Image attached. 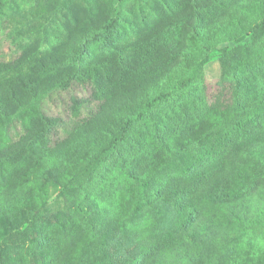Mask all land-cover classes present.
Segmentation results:
<instances>
[{"label": "rangeland", "instance_id": "obj_1", "mask_svg": "<svg viewBox=\"0 0 264 264\" xmlns=\"http://www.w3.org/2000/svg\"><path fill=\"white\" fill-rule=\"evenodd\" d=\"M114 1L2 0L0 62L12 63L19 55L27 54L31 58L30 67L42 69L43 64L61 59L59 67L51 71L52 83L59 87L68 75L75 74L71 85L56 89L41 105L47 115L63 120L44 137L48 150L59 154L60 159L45 166L41 159L38 172H34L38 176L34 179L37 200L33 207L38 208L45 201L48 204L37 218L35 229L28 225L37 220L33 223L27 219L20 228L3 232L4 257L36 248L38 243H33L31 237L35 231L46 233L53 241L61 218L68 234L76 240H86L96 250L94 261H101L112 258L114 246L142 239L146 234L159 240L161 245L165 239L168 243L173 241L171 235L182 228L179 223L183 222L182 216H191L193 211L194 223L199 228L206 221L209 222L205 225L213 223L211 235L201 241L199 256L196 255L199 250H188L192 258L185 254V248L180 249L179 240L176 241L175 248L180 254L172 260L181 264H264V160L261 159L264 158V122L254 124L244 116L246 110H254L249 104L257 101L254 93L264 88V66L256 69L257 59L264 53V32L252 37L249 31L235 41L216 45L198 77L137 127L140 136L131 147L123 148L93 174L69 180L70 167L66 160L73 156L70 143L74 128H94L92 150L97 145L108 144L107 130H111L117 111L134 97L143 95L146 90L143 86L148 85L147 89L157 86L166 74L165 70L153 77L141 78L140 74L134 79L131 75L134 67L124 65L128 81L121 85L119 65L127 61L136 65L140 61L139 51L129 46L140 35L161 30L176 15L182 20L189 17L190 22L194 21L190 0H124L119 24L106 39L88 43V53L79 61L74 55L79 52L83 38L113 15ZM243 1L225 0L217 15L205 23L210 38L227 31L229 24L225 16L234 19L237 4ZM206 2L200 3L208 6ZM92 7L97 8L98 21L91 24L88 17ZM166 8L175 16L168 18ZM258 13L264 14V7ZM157 15L160 17L155 21L153 17ZM182 22V27L171 34L174 44L179 45L177 50L193 44L187 37V23ZM167 59L165 55L153 62L147 56L143 63L148 67L154 63L162 66ZM177 60L184 73L195 65L194 61L185 62L180 56ZM102 63L106 68H102ZM28 68L25 65L22 71L29 72ZM120 90L127 91L118 94ZM237 100L244 103L242 108L236 105ZM34 118L30 119L31 128L41 122ZM221 123L225 125L219 127ZM10 127L11 124L8 129H0V144L5 148L20 137L15 127V131ZM9 129L11 132L7 134ZM198 138L203 141L193 150L179 147ZM165 159L167 167L162 169ZM85 160L82 157L77 162L80 169ZM9 168L14 181L11 185L22 196L23 181L28 177L22 181L20 177L25 170H16L15 165ZM127 168L137 177L152 179V184L141 185L128 174ZM223 171L229 181L217 188L210 185L214 176ZM208 187L213 189L210 196L204 194ZM9 199L15 201L11 196ZM16 209V214H20L19 207ZM1 228L0 223V232ZM28 258L32 259L33 255ZM0 264H3L1 258Z\"/></svg>", "mask_w": 264, "mask_h": 264}, {"label": "trees", "instance_id": "obj_2", "mask_svg": "<svg viewBox=\"0 0 264 264\" xmlns=\"http://www.w3.org/2000/svg\"><path fill=\"white\" fill-rule=\"evenodd\" d=\"M207 1L208 6H203L200 2ZM124 0H115L112 5V16L103 21L99 26H95L94 31H91L85 35L83 42L77 49L79 52L74 55L79 61L84 59L82 56L87 54V44L94 41H102L106 39L109 32L119 24L122 19V4ZM191 6L193 7V22H190L189 17L183 18L171 14V10L167 11L169 17L175 16L170 19V22L166 21L161 30H153L146 34L147 36L140 35L135 44L129 47L137 49L139 51L140 61L136 65H132L131 61L121 63L118 69H121L122 77L119 79L121 85L127 80V76L124 73L127 72L124 65L131 69V75L134 79L141 74V78L144 76L153 77L154 74L164 73L162 81L155 87L143 86L146 90L144 94L139 97H134L128 105L117 111L118 114L114 115V123L111 124L110 129L107 130L109 135L108 144L97 145L93 150L91 147V140L94 139L96 133L93 132L92 127L87 129L77 126L72 132V141L70 143V150L73 152V156H68L67 164L70 167V178L69 180H78L85 174H93L104 162L112 160L116 155L121 153L125 147H131L135 142L136 138L140 135L137 134V127L143 123L156 108L165 104L169 99L176 97L179 92H182L187 86H189L197 77L199 72L204 68V64L209 59V54L215 48L216 45L223 41H235L241 36L251 31L252 37H258L264 32V14L258 13L260 8L264 7V0H244L243 4L239 3L236 7V13L233 19L225 16L224 19L229 27L227 31L221 32L218 36L209 37L208 30L205 29V23L213 19L217 14V10H220L222 5H225V0H190ZM64 5V4H63ZM255 6L257 10L255 9ZM175 7V5H174ZM2 0H0V11H2ZM93 9V7H92ZM97 8L93 9L88 17L90 23L98 21L96 16ZM0 15L1 12H0ZM187 14H182L186 16ZM160 16H154L155 21ZM167 18V19H168ZM185 21L189 28L187 37L193 44H190L185 49L177 50L179 45L174 44V36L171 34L174 31H178ZM220 37V38H218ZM177 39L180 38L177 36ZM24 48V47H21ZM80 49V50H79ZM19 55V58L11 62L2 61L0 62V129H5L11 124V130L15 131L16 134L20 135L10 147L5 148L0 144V223L2 224L0 232V258L3 264H181L180 261L172 260L173 256L180 254V251L175 248L176 241L179 240L180 249L185 248V254L192 258L191 253L188 250H192L197 256L202 251L200 243L205 238L209 237L211 224L204 225L199 228L194 223L193 211L191 216L183 215V222L181 223L182 228L177 229L171 237L173 241L167 242L165 239L163 245L160 241H156L151 235L136 238L135 241L128 240L126 244L121 246H114L116 248L112 251V258L107 257L105 260L94 261L93 255L96 250L94 247H90V244L86 240L81 238L76 240L74 236L69 235L67 226L63 223L62 219L58 221L56 235L54 240L51 241L50 237L46 233L35 231L32 234L33 243H38L36 248L23 252L19 250L17 253L8 254L4 257L3 241L1 240L4 234L12 228H20L21 224L27 219L30 222H35L37 218L42 215V209L48 204L47 201L41 203L38 208L33 207L35 200H37L34 192L35 175L34 172H38V161L44 160L45 166L47 162L55 163L60 159L59 154L48 150L46 140L44 137L57 129L63 122L57 116L46 114L44 109H41V105L44 101L49 98L50 94L58 88H66L71 85L74 75H68L63 82L61 87L54 85L51 77V71H55L57 66L63 62L61 59L55 60L52 64H43L42 69H37L34 66L30 67L31 59L27 54ZM165 55L168 59L163 61L162 66L154 65L151 67L146 66L143 62L147 56L152 57V61L161 60ZM73 56V55H72ZM191 60L195 62V65L187 73L183 72V67L178 65L180 60ZM39 58V57H38ZM263 60L261 61L260 60ZM74 59V58H73ZM177 60V61H176ZM179 62V63H177ZM182 62V61H181ZM186 62V61H185ZM256 69L260 70L264 66V53L263 57L257 59ZM25 65L31 69L29 72H23ZM102 68H106L105 64L102 63ZM130 74V73H129ZM121 76V75H120ZM127 90H120L118 94H121ZM257 101L250 102L249 104L254 110H246L244 112L245 119L251 121L254 124L264 122V88L254 93ZM236 105L242 108L244 104L241 100H237ZM109 104L107 105V107ZM244 107V106H243ZM106 108V107H104ZM38 119L40 123L34 128L29 126L30 119ZM102 117V116H100ZM65 125V124H63ZM221 123L219 127L224 126ZM20 127V128H19ZM207 128V126H204ZM24 130V134L17 129ZM9 129L7 134H10ZM28 131V133H27ZM33 131V132H32ZM88 133V134H87ZM84 137L82 138V136ZM142 136V135H141ZM10 137V136H8ZM203 141V138L193 139L184 142L179 147L186 150H193ZM139 143V142H138ZM260 147H258L259 149ZM59 151L63 148H58ZM91 149V150H90ZM188 150V151H189ZM91 151V152H90ZM171 151V150H170ZM32 156L30 157L31 154ZM190 154V153H188ZM33 157V158H32ZM85 158V163L81 167L77 166V162ZM40 159V160H37ZM167 159V158H166ZM166 159L161 163L162 169L167 167ZM201 159V155L200 158ZM264 160V158H261ZM178 161L180 159H177ZM183 161V160H182ZM9 165V166H8ZM10 165H15L16 170H25V173L21 175V181L24 178V192L22 196L11 185L14 183L10 176ZM27 165V167H26ZM77 167V169L75 168ZM75 169V171H74ZM40 172V171H39ZM127 172L132 177L136 178L141 185L152 184V179H145L137 177L131 168H127ZM145 177V176H144ZM224 171L214 176L210 185L213 187H221L229 181ZM150 178V177H149ZM72 182V181H71ZM69 182V184L71 183ZM213 193V189L208 187L204 192L205 195L210 196ZM13 199H9V197ZM16 201H18L16 203ZM17 207L20 209V214H16ZM163 210L162 207H160ZM26 209H32L34 212L29 214ZM195 213H196V209ZM184 221H187L184 223ZM35 224H29L30 229H35ZM173 225V224H172ZM211 226V227H210ZM207 232V234H206ZM62 237H61V235ZM183 240H180L182 239ZM82 240V241H81ZM53 242V243H51ZM50 243L51 245H48ZM39 248V249H38ZM39 250V252H38ZM190 253V254H189ZM207 255L209 252H205ZM29 255H33L32 259H29ZM179 259V257H177ZM211 259V258H210ZM209 259V261H211ZM212 263V262H211ZM214 264V263H212ZM215 264H219L216 263Z\"/></svg>", "mask_w": 264, "mask_h": 264}]
</instances>
